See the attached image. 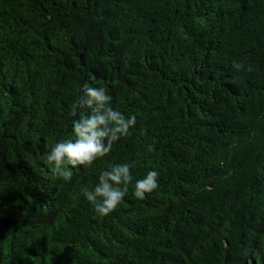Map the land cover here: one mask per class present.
<instances>
[{
  "label": "trees",
  "instance_id": "16d2710c",
  "mask_svg": "<svg viewBox=\"0 0 264 264\" xmlns=\"http://www.w3.org/2000/svg\"><path fill=\"white\" fill-rule=\"evenodd\" d=\"M85 83L136 124L66 182ZM132 161L96 214L81 189ZM0 264H264V0H0Z\"/></svg>",
  "mask_w": 264,
  "mask_h": 264
},
{
  "label": "clouds",
  "instance_id": "9594fccd",
  "mask_svg": "<svg viewBox=\"0 0 264 264\" xmlns=\"http://www.w3.org/2000/svg\"><path fill=\"white\" fill-rule=\"evenodd\" d=\"M233 67L239 70L242 65L234 62ZM111 100L112 97L104 87H90L87 83L81 87L80 94L69 109L70 116L78 117L71 122L74 140L57 142L46 153L52 176L70 181L72 169L92 165L97 159L107 156L122 137L131 134L136 117H126L113 109L110 106ZM153 148V144L148 145L149 151ZM135 165V161L110 165L107 170L99 173L94 187L81 189L83 197L92 205L96 214L107 216L118 207L128 193L129 184L133 182L131 169ZM158 179V171H147L143 178L135 180L132 195L144 200L147 194L158 188Z\"/></svg>",
  "mask_w": 264,
  "mask_h": 264
}]
</instances>
